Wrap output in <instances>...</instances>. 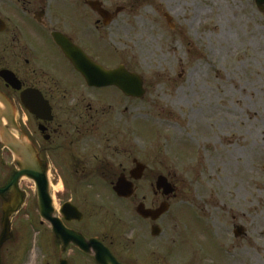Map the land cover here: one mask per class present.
I'll return each mask as SVG.
<instances>
[{"label":"rangeland","instance_id":"obj_1","mask_svg":"<svg viewBox=\"0 0 264 264\" xmlns=\"http://www.w3.org/2000/svg\"><path fill=\"white\" fill-rule=\"evenodd\" d=\"M115 3L128 10L93 52L139 74L146 95L108 101L120 128L105 126L130 131L177 188L165 226L182 259L170 263L264 264V14L254 0ZM47 249L35 230L13 257L37 264Z\"/></svg>","mask_w":264,"mask_h":264},{"label":"flooded vegetation","instance_id":"obj_2","mask_svg":"<svg viewBox=\"0 0 264 264\" xmlns=\"http://www.w3.org/2000/svg\"><path fill=\"white\" fill-rule=\"evenodd\" d=\"M111 1L0 0V94L6 103H0V112L13 115L10 122L0 120V128L3 123L20 146L17 155L0 136V237L4 206L16 211L0 264L27 263L28 257L18 261L13 253L23 235L35 230L42 231L49 257L41 253L37 264H171L174 256L182 259L173 252L165 226L173 196L157 189L161 178L173 184L170 174L141 157L129 141L130 131L114 133L105 126L120 128L113 113L105 118L108 101L138 99L115 86H90L56 41L65 38L109 69L93 49L128 10L116 3L108 7ZM45 177L50 201L39 197L44 184L37 179ZM120 181L126 187L119 194ZM160 209L166 211L158 215ZM49 212L54 226L42 216Z\"/></svg>","mask_w":264,"mask_h":264},{"label":"water","instance_id":"obj_3","mask_svg":"<svg viewBox=\"0 0 264 264\" xmlns=\"http://www.w3.org/2000/svg\"><path fill=\"white\" fill-rule=\"evenodd\" d=\"M258 8L264 12V0H255ZM166 18L171 24V18L166 15ZM110 21V19L108 20ZM57 44L61 47L63 50L65 56L71 60V62L74 64L75 68L83 75V77L88 81V84L90 86L95 87H109V86H116L118 87L126 96L129 97H135V98H143L145 95V89L143 88V80L140 76L136 74H131L125 70L124 67H120L116 70H106L102 66L96 64L94 61L87 58L79 49H77L70 41H66L65 38L56 37ZM0 103L6 104L4 100V96L0 94ZM6 119L8 122L13 120V115L9 116L8 114H5L0 112V120ZM0 136L3 143L10 145L13 150L17 153V155L20 152V146L17 140L11 139L8 135V133L5 131V128L3 126V123H1L0 128ZM20 165L23 167L24 165L20 163ZM22 170L18 171L17 175L15 176L16 180H18L22 175ZM37 183L39 186L41 184H44V193H40L39 191V197L40 201L42 199H46L50 201V195H49V184L48 180L45 177L42 180L37 179ZM126 187L125 182L120 181L118 184V188H116L117 192H123ZM157 187L159 189H164L166 194H173L175 192V189L168 183L167 179L161 178L158 183ZM166 209H160L157 214H162L165 212ZM14 212L11 211L7 206H4V220H3V233L0 237V249L3 247V245L10 240L11 238V217L14 215ZM42 216L45 220L53 224L56 220H53L52 213L44 214L42 213ZM147 216V215H146ZM62 229V226L60 230ZM243 229H240V232H236V236L243 235ZM68 235V234H67ZM70 236H73V238H78V235L74 236L73 233L69 232ZM83 239V238H82ZM84 240V239H83Z\"/></svg>","mask_w":264,"mask_h":264},{"label":"bare ground","instance_id":"obj_4","mask_svg":"<svg viewBox=\"0 0 264 264\" xmlns=\"http://www.w3.org/2000/svg\"><path fill=\"white\" fill-rule=\"evenodd\" d=\"M228 143H229V144L233 143V140L230 139V140L228 141ZM218 155H219V157L222 156V154H221V155L219 154V151H218ZM33 256H34V254H33ZM32 258H33V257H32Z\"/></svg>","mask_w":264,"mask_h":264}]
</instances>
